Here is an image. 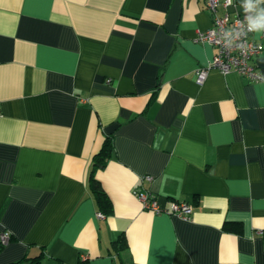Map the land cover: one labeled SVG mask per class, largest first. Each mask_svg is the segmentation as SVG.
I'll use <instances>...</instances> for the list:
<instances>
[{
    "label": "crops",
    "instance_id": "obj_1",
    "mask_svg": "<svg viewBox=\"0 0 264 264\" xmlns=\"http://www.w3.org/2000/svg\"><path fill=\"white\" fill-rule=\"evenodd\" d=\"M211 25L205 0H0V264H264V81L195 82Z\"/></svg>",
    "mask_w": 264,
    "mask_h": 264
},
{
    "label": "built area",
    "instance_id": "obj_2",
    "mask_svg": "<svg viewBox=\"0 0 264 264\" xmlns=\"http://www.w3.org/2000/svg\"><path fill=\"white\" fill-rule=\"evenodd\" d=\"M205 5L211 13L212 25L205 31H199L196 41L211 45L215 52L205 66L195 69V82L203 84L211 68L222 74L234 71L250 82L264 81V75L253 62L264 54V31H260V36L255 37L256 31L247 29L245 17L248 13L243 10L242 2L231 0L229 4L228 0H205ZM227 30L235 32L230 46L224 42ZM144 178L151 180L150 176ZM136 196L143 208L154 212H166L187 219L192 211V206L185 201H172L169 208L162 209L156 198L148 192H137ZM10 236L7 230L0 231V244L6 245Z\"/></svg>",
    "mask_w": 264,
    "mask_h": 264
},
{
    "label": "trees",
    "instance_id": "obj_3",
    "mask_svg": "<svg viewBox=\"0 0 264 264\" xmlns=\"http://www.w3.org/2000/svg\"><path fill=\"white\" fill-rule=\"evenodd\" d=\"M113 137L112 135H107L104 137V140L101 144L100 149L93 155L92 157V170L90 173L89 178V187L91 189V192L99 206V210L103 214H110L112 210L111 202L109 198L107 197L106 193L102 189L99 181L95 177V172L99 169H102L106 166L108 161L113 155ZM224 228L228 231H232L234 233H240L242 230V226L238 222H226L224 224ZM12 239V236H10L9 241ZM113 246H115L116 250H120L121 248H124L126 245V240L124 234H121V236L112 242ZM4 245L0 244V247H3ZM44 257V251H41L37 256L33 257H25L22 259L23 262L26 264H41L42 258ZM84 264V262H81ZM134 264V263H131Z\"/></svg>",
    "mask_w": 264,
    "mask_h": 264
},
{
    "label": "clouds",
    "instance_id": "obj_4",
    "mask_svg": "<svg viewBox=\"0 0 264 264\" xmlns=\"http://www.w3.org/2000/svg\"><path fill=\"white\" fill-rule=\"evenodd\" d=\"M243 10L248 13L245 17L247 21V29L249 31H264V0H241ZM231 4V0H228ZM235 32L227 30L224 33V42L227 45L233 43Z\"/></svg>",
    "mask_w": 264,
    "mask_h": 264
}]
</instances>
